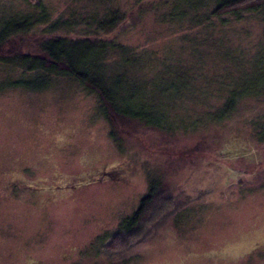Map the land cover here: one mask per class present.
Returning <instances> with one entry per match:
<instances>
[{
    "label": "rangeland",
    "instance_id": "obj_1",
    "mask_svg": "<svg viewBox=\"0 0 264 264\" xmlns=\"http://www.w3.org/2000/svg\"><path fill=\"white\" fill-rule=\"evenodd\" d=\"M37 2L49 26L73 25L31 26L36 39L123 13L107 39L146 55L137 73L161 128L108 123L67 78L0 91V264H264V6L216 17L208 1L196 24L164 18L189 13L182 0H0V25ZM151 180L173 206L142 241L108 249Z\"/></svg>",
    "mask_w": 264,
    "mask_h": 264
},
{
    "label": "trees",
    "instance_id": "obj_2",
    "mask_svg": "<svg viewBox=\"0 0 264 264\" xmlns=\"http://www.w3.org/2000/svg\"><path fill=\"white\" fill-rule=\"evenodd\" d=\"M182 1L189 4V13L184 8L181 11L174 9L164 18L179 23L180 18L190 14L189 16H196L198 19L193 23H202L197 9L208 1L214 3L211 15L216 17L230 13L238 16L242 12L254 11L264 6V0ZM35 5L41 9L35 17L16 15L6 18L5 23L0 25V64L18 71L16 76L7 73L3 77L0 91L17 88L42 91L57 79L67 78L95 96L97 111L108 123L132 121L161 128L154 122L153 112L148 108L145 85L140 84L146 77L137 73L139 67L149 69L146 55L136 54L133 48L107 39L108 33L125 20L123 13L111 11L99 19L91 17L89 25L95 22L96 28L85 36L70 38L49 35L36 39L29 37V29L37 24L48 23V13L39 2ZM53 21V26H49L51 22L47 25L50 32H55L58 27L69 28L73 25L69 20ZM25 40L29 41L26 50L23 48ZM159 188L156 181L149 182L148 189L136 208L121 219L118 231L109 237L108 249L114 252L127 250L142 241L149 229H145L146 226L155 224L158 216L170 210L173 200L162 196Z\"/></svg>",
    "mask_w": 264,
    "mask_h": 264
}]
</instances>
